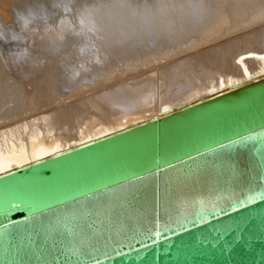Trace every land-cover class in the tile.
<instances>
[{
  "label": "bare ground",
  "instance_id": "6f19581e",
  "mask_svg": "<svg viewBox=\"0 0 264 264\" xmlns=\"http://www.w3.org/2000/svg\"><path fill=\"white\" fill-rule=\"evenodd\" d=\"M31 3L0 31V154L28 161L5 172L264 76V0Z\"/></svg>",
  "mask_w": 264,
  "mask_h": 264
},
{
  "label": "water",
  "instance_id": "95a60500",
  "mask_svg": "<svg viewBox=\"0 0 264 264\" xmlns=\"http://www.w3.org/2000/svg\"><path fill=\"white\" fill-rule=\"evenodd\" d=\"M261 129L264 76L0 174V264H78L70 251L79 238L68 237L63 248L59 244L54 247L43 230L34 228L36 217L30 208L48 220L52 214L41 205L56 209L54 201L67 204L62 199L65 195L108 180L123 184L119 178L129 173L146 178L130 190V203H124L115 218L126 227L135 225L140 232L152 227L153 232L150 238L138 236L140 243L132 242L131 248L116 251L112 250L114 244L104 247L103 243L96 245L95 239L90 241L100 249L92 253L100 264H264V201L232 211L225 200V213L209 216L206 224H186L183 232L175 225L168 230L161 227V234L154 235V221L163 224L180 200L220 193L227 196L229 187L237 192L250 185L257 190L264 187V162L257 147L260 137L223 151L217 149L214 154L207 151L217 143L227 144L229 139ZM223 161L234 162L235 169L224 167ZM227 226L232 230L219 233ZM108 234L106 231L105 236ZM111 234L119 239L114 231Z\"/></svg>",
  "mask_w": 264,
  "mask_h": 264
},
{
  "label": "snow or ice",
  "instance_id": "6c2138e0",
  "mask_svg": "<svg viewBox=\"0 0 264 264\" xmlns=\"http://www.w3.org/2000/svg\"><path fill=\"white\" fill-rule=\"evenodd\" d=\"M101 38V37H97ZM94 47V44L92 45ZM242 59V58H240ZM220 88H224V81L221 78ZM211 91H216L215 88ZM154 99V97H153ZM163 111H168L167 108ZM131 119L135 122L134 117L125 116L119 120L121 127H124L126 121ZM103 135V134H102ZM256 137H260V144L257 146L260 151V159L264 162V129H261L259 133H249L247 136H238L237 139H229L227 144L217 143L216 148L209 147L207 151L209 153H215L217 149L223 151L225 148H230L237 144L244 145L247 141ZM88 139H93L89 136ZM83 144V141H79ZM59 151V143H54L49 147H45L43 144L39 145V151L34 150L31 154L33 160H38L41 156L50 155L52 152ZM198 155H203L197 152ZM189 160L193 157L189 156ZM26 156H21L19 161L9 160L5 163V158L0 154V172L7 171L13 164L19 167V164L27 163ZM223 166L234 170V162L223 161ZM169 169L173 168V165L168 164ZM264 167V164H262ZM157 174L161 169L157 166ZM136 173H129L128 176H121L119 179L123 181V184H117L114 180H108L105 183H95L93 186H85L80 191H75L72 195H65L62 197L67 204H62L60 201H54L57 204L56 209L49 208L47 204L41 205L48 213L52 214L48 220H45L44 214L36 211L35 208H30V211L35 213L34 228H39L46 233V239H51L52 245L55 247L59 244L61 248L65 246L68 237L79 238V242L75 244L70 251V255L76 258L78 264H100L99 260L93 251H100L96 245L103 243L104 247H110L116 245L113 251H116L119 247H132V242L140 243L138 236L143 235L146 238L149 237V233L153 232L152 227H147L143 232L133 225L132 227H126L123 222L115 218L118 209H122L124 203H130L128 197L130 190L134 189L135 185L142 182L143 179ZM264 181V177H261ZM106 184H113L114 187H106ZM227 196L222 193L208 196L197 197L188 200H180L177 205V210L172 213H167V219L161 224L159 219L154 221V235L159 236L161 234L160 229L163 227L168 230L175 225L182 232L186 231V224L196 226L197 222L200 224H206L209 216L216 217L217 214L223 215L225 213V207L223 202L227 200V207L232 211H236V208H243L248 204H253L257 200L264 201V187L257 190L256 187L250 185L247 189L241 191H233L230 187L225 189ZM78 197V199L76 198ZM219 202V203H218ZM10 210V209H6ZM102 224H106V228L99 227ZM231 227L227 226L219 230V233H227L231 231ZM109 234L105 236V232ZM114 231L115 236L119 239H114L111 234ZM218 233V234H219ZM96 241V245L89 243L90 241ZM239 240V235L235 237ZM101 255H107L106 252H101ZM119 254V253H117ZM87 257V259H84Z\"/></svg>",
  "mask_w": 264,
  "mask_h": 264
},
{
  "label": "rangeland",
  "instance_id": "374dc122",
  "mask_svg": "<svg viewBox=\"0 0 264 264\" xmlns=\"http://www.w3.org/2000/svg\"><path fill=\"white\" fill-rule=\"evenodd\" d=\"M17 1L25 2V3L27 2L28 4H30L31 2H32L31 4H35V2H36V5H38L39 3L42 4V1H44V0H41V2H40V0H17ZM38 1H39V3H38ZM12 2H13V0H0V11L5 9L4 12L3 11L0 12V22L2 23V24H0V31H1V28L4 31V30H6L9 27V24H10L11 21H10V16H9L7 11L10 8V6L12 5ZM3 7H4V9H2ZM2 25H3V27H2ZM24 51L25 50H21L20 52L18 51V53H19L18 55H17V52H12L14 54H12V53L11 54L12 55L21 56V57H25L24 54H27V53H25V52H27V50L25 52ZM21 53H22V55H21ZM54 104L55 103H52V104H49L48 106L54 105Z\"/></svg>",
  "mask_w": 264,
  "mask_h": 264
}]
</instances>
